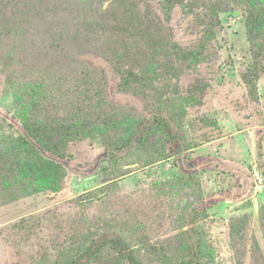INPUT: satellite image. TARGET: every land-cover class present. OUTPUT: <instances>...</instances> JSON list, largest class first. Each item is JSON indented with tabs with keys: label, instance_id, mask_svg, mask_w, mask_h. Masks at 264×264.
Listing matches in <instances>:
<instances>
[{
	"label": "rangeland",
	"instance_id": "obj_1",
	"mask_svg": "<svg viewBox=\"0 0 264 264\" xmlns=\"http://www.w3.org/2000/svg\"><path fill=\"white\" fill-rule=\"evenodd\" d=\"M134 1L141 13L129 28L155 16L165 24L159 0ZM116 2L104 0L103 8L112 10ZM59 3L56 20H76L70 26L74 32L85 19L71 7L88 8L90 0ZM184 6L172 9L164 30L167 44L182 49L203 35L195 11ZM245 14L237 5L218 13L212 39L206 40L209 54L200 63L186 67L174 55L172 70L158 77L152 68L149 76L135 65L138 75L143 71L150 78L142 93L120 87L122 73L109 54L81 55L80 63L99 79L104 107L120 119L127 114L133 121L135 115L166 117L177 137L164 146V154L132 142L111 158L104 155L103 143L84 138L69 144L73 157L66 167H49L48 157L39 153L48 161L42 160L18 139L21 122L33 120L26 112L29 105L46 93L45 102L72 88L73 70L61 73L49 63L61 51L50 44L47 50L36 31L28 44L22 37L10 42L0 36V148L18 165L22 178L38 187L0 205V264H56L78 256L92 236L105 231L125 239L145 264H186L194 260L188 246L197 239L202 252L191 264H264V70L251 68ZM138 34L124 32L127 39ZM43 51L53 55L39 57ZM22 64L31 70L24 77L17 75ZM43 120L37 119V125ZM2 167L6 164H0V189L9 194L8 172ZM2 195L0 191V199ZM196 224L201 233L188 238ZM115 254L106 253L101 264H127Z\"/></svg>",
	"mask_w": 264,
	"mask_h": 264
},
{
	"label": "trees",
	"instance_id": "obj_2",
	"mask_svg": "<svg viewBox=\"0 0 264 264\" xmlns=\"http://www.w3.org/2000/svg\"><path fill=\"white\" fill-rule=\"evenodd\" d=\"M59 1L0 0V36L9 37L10 42L22 37L28 44L33 39V33L37 32L45 38L46 49H50V44L53 50L61 51V56L53 55L49 51H43L37 55L44 58L53 55L49 63L56 69H60L61 73L67 69L73 70L74 76L71 81L74 86L67 91L50 95L46 102L45 97L48 98V96L42 90L46 94L39 96L29 105V109H26L33 120L29 123L21 122L23 130H21V139H18L19 143L27 146L30 152L43 153L49 161L40 154L39 156L42 160L49 162V167L68 166L73 157L69 152V144L84 138L96 139L100 144L103 143L104 155L106 156L105 153H107V157L111 158L115 157L116 151L126 149L132 142L136 146H147L164 154L166 151L164 146L168 142H174L177 137V133L170 125V120L166 117L156 115L150 120L143 116L138 119L135 115L133 121L127 114L125 119H120L117 117L118 112L112 110L110 106L104 107L107 102L103 100L98 77L94 76V71L85 69V66L80 63L81 55L85 53L94 51L98 54H109L107 57L122 73L120 87L129 89L134 94L142 93V89H146L150 83L148 78L150 68L157 77L160 73L166 74L173 68L174 55H180L181 62L186 67L204 61L209 54L207 48L210 44L206 40L212 39L213 24L218 21L215 20L218 18V13L237 5L244 8L246 13L244 20L252 58L251 68H257L259 65V69L264 70V0H159L164 11L165 24H162V20L155 16L157 18L141 20L134 28H129V25L132 19L140 17L141 10L138 2L117 0V7L110 10L103 8L104 0H98L95 4L93 0H90L88 8L71 7L75 15L82 11L79 14L85 19L76 24L74 32L70 26L76 20H69V22L56 20ZM176 5H185L184 8L189 13L195 11L196 20L203 27V35L200 36L199 41L184 49L177 44H167L166 33H164L171 11ZM199 8L205 10L204 14L201 15L196 10ZM86 15L92 16L93 19L87 20ZM127 29H131V36L138 31L140 34L127 39L124 35ZM0 42H3L2 39ZM3 57L9 59L8 56ZM44 60L48 62V59ZM135 65H140L141 70L148 71V75L143 71L138 75L133 70ZM28 73H31L29 66L22 64L21 72L18 71L17 75L24 77ZM258 77V75L255 76L256 79ZM250 80L256 83L255 79ZM89 95L90 97L85 99ZM60 97H69V99L60 101L58 99ZM42 116H44L43 123L38 126L36 120L41 119ZM123 121L127 124L120 126ZM102 123L106 124L105 130L103 127L99 128ZM119 128H121L120 131ZM108 130L112 131L111 136L107 135ZM177 152H179L178 146L175 149V153ZM49 156L56 158L52 159ZM10 158L0 148V164H6V168L2 167L1 171L8 172V185L11 188L9 194L0 189L5 193L1 196L0 205L9 203V197L12 195L18 198L28 193L29 189L32 192L38 190L37 184L31 186L29 181L22 178L18 165H15ZM196 220L194 217L193 221L196 222ZM192 228L194 229L187 231L190 235L188 238L201 233L198 224ZM71 238L74 237L71 236ZM196 243L188 246L189 254L194 260H189L186 264H191V261L197 263L200 259L202 244L198 239ZM109 251L116 253L114 258L125 261L127 264H145L125 239L109 231L92 236L78 256L67 257L56 264H95L96 262L101 264L105 262L104 256Z\"/></svg>",
	"mask_w": 264,
	"mask_h": 264
}]
</instances>
